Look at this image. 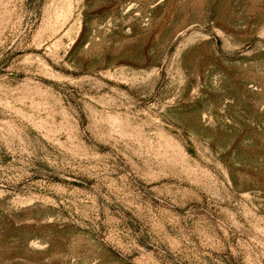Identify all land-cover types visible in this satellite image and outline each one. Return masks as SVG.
<instances>
[{
    "label": "rangeland",
    "instance_id": "1",
    "mask_svg": "<svg viewBox=\"0 0 264 264\" xmlns=\"http://www.w3.org/2000/svg\"><path fill=\"white\" fill-rule=\"evenodd\" d=\"M0 264H264V0H0Z\"/></svg>",
    "mask_w": 264,
    "mask_h": 264
}]
</instances>
